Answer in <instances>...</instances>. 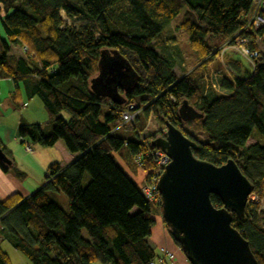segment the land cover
<instances>
[{
    "label": "trees",
    "instance_id": "1",
    "mask_svg": "<svg viewBox=\"0 0 264 264\" xmlns=\"http://www.w3.org/2000/svg\"><path fill=\"white\" fill-rule=\"evenodd\" d=\"M253 1L0 0V77L36 75L32 93L53 122L50 132L41 123L23 122L19 135L42 146L61 139L77 154L65 167L51 164L53 177L29 196L0 199V264H12L2 240L31 264H151L157 254L148 241L152 205L160 208L112 152L124 149L129 163L154 172L144 141L162 149L156 140L165 133H143L153 112L163 125L168 120L197 142L196 157L215 165L233 158L253 183L256 200H248L244 216L234 214L233 226L249 241L257 264H264V143L248 144L255 129L264 136V54L255 69L227 54L236 75L219 71V90L207 85L204 73L210 62L222 68L214 51L245 25ZM180 12L184 20L178 28L189 35L199 60L179 76L174 60L159 50L167 47L163 32ZM246 33L256 37L263 29ZM12 44L22 45L25 55L15 57ZM102 51L123 56L135 73L130 88H118L119 101L91 89ZM184 101L202 116L184 120ZM129 103L141 109L134 123L120 126ZM121 129H131L135 137ZM0 147L12 160L10 165L0 160V168L25 176L1 141ZM137 154L141 165L133 160ZM56 191L67 196V208L51 197ZM211 201L222 204L215 194Z\"/></svg>",
    "mask_w": 264,
    "mask_h": 264
},
{
    "label": "water",
    "instance_id": "2",
    "mask_svg": "<svg viewBox=\"0 0 264 264\" xmlns=\"http://www.w3.org/2000/svg\"><path fill=\"white\" fill-rule=\"evenodd\" d=\"M136 81L131 65L117 53L102 51L98 74L91 89L100 95L120 100L118 88H130ZM184 120L202 116L184 101L180 107ZM166 133L156 142L171 161L157 183L161 194V212L174 240L178 241L191 264H257L249 241L233 226V216H244L254 189L233 158L215 165L196 157L198 144L180 128L165 121ZM0 160H12L0 147ZM211 194L221 199L215 206Z\"/></svg>",
    "mask_w": 264,
    "mask_h": 264
},
{
    "label": "crops",
    "instance_id": "3",
    "mask_svg": "<svg viewBox=\"0 0 264 264\" xmlns=\"http://www.w3.org/2000/svg\"><path fill=\"white\" fill-rule=\"evenodd\" d=\"M14 45L18 46L20 44H12L11 53L17 58L24 56L25 54L16 55L13 53ZM228 55L235 58L233 54ZM177 68L178 66L175 63V72ZM176 74H178V72ZM37 78L38 77L36 75H28L18 78L0 77V141L3 146L11 152L17 168L21 165L18 160V156H21L29 166L37 167V169L48 173V167L51 164L57 162L61 166L65 167L77 157V154L71 153L67 149L64 141L61 139L53 146H45L49 148H42L41 146H37L35 148V145L32 143L33 150L31 152H27V150L25 148L23 149L22 146L20 147L15 144L21 137L19 135V127L23 122L41 123L46 132H50L52 130L53 122L51 121L43 102L37 94L32 93L33 86ZM22 142L23 141L20 140V144ZM57 153H60L64 159H56L58 158ZM25 175L27 176V173H25ZM44 183L45 182L42 181V183H40L37 187H29L24 183V181L19 180L14 174L4 172L0 168V199H4L13 193H20L23 196H29L31 193L39 189ZM68 205L69 201L67 202V207ZM161 234V242L165 243L166 246H170L171 241L168 237V230L165 227V224L162 228ZM152 238L153 228L148 241L155 249L158 246H154L155 243H153L154 241ZM177 248L180 249L179 246H177ZM156 250L157 249H155V251ZM172 259L167 264H175L174 262H171ZM98 262L99 264H102L100 261Z\"/></svg>",
    "mask_w": 264,
    "mask_h": 264
},
{
    "label": "rangeland",
    "instance_id": "4",
    "mask_svg": "<svg viewBox=\"0 0 264 264\" xmlns=\"http://www.w3.org/2000/svg\"><path fill=\"white\" fill-rule=\"evenodd\" d=\"M1 16V15H0ZM184 20L183 12H180L173 20L170 22V24L165 28L163 32V38L165 37L167 42V47L163 50H159L162 52V54L167 55L168 57L172 58L174 62L177 64L178 68L176 70L177 75H184V73L189 72L194 65L198 62V56L194 51V48L192 47L189 35L187 32L183 29L178 28V25ZM66 24H69V20L65 16ZM0 31H2V25L0 20ZM209 44H213V38L209 40ZM13 53L18 54H25V48L22 45H14L13 46ZM259 48L261 50V54H264V42H261L259 45ZM226 54H233L235 58H238L239 55L233 52L232 50H229ZM218 61V60H216ZM245 61V60H243ZM246 62V61H245ZM243 62L245 65L246 63ZM188 69V70H187ZM223 70L222 68L219 69V71ZM222 72V71H221ZM222 74V73H221ZM221 77V76H220ZM65 115V113H63ZM160 132L166 133V126L163 125L159 119L158 114L153 112L149 118V121L147 123L146 130L143 132L145 135H156ZM120 133L122 135H127L129 137H135L134 132L131 129H121ZM201 136V135H199ZM20 140L22 141V137L19 138V141H17L15 144L22 146L23 149L25 148V143L22 142L20 144ZM29 142H31L28 139ZM264 143V136L260 135L256 129L253 131L252 136L248 140V144L255 143V142ZM32 143V142H31ZM35 145V148L37 146H41L42 148H49L42 145H39L38 143H33ZM49 150V149H48ZM29 152V151H27ZM124 149L121 150V152L114 151L112 152L113 156L115 157L116 161L121 165V167L128 173V175L131 177V179L136 183V185L141 188L142 183L144 179L146 178L149 170H145L142 167L133 165L132 163H129L126 158L123 157ZM58 160L64 159L58 154ZM19 165L18 168L24 173H27V176H20L17 175L18 173H15L14 171H10L9 173L14 174L19 180L24 181L26 185L29 187H37L42 183V181L46 182L48 173L46 171L37 169V167H31L25 162L21 157L18 156ZM51 197L60 204L64 209L67 208V202L69 201L67 196L63 192H51ZM152 217L154 218L153 223V243L154 246H158L156 252L158 253L159 248L161 245H165V243L161 242V236H162V228L164 226L163 224V217L160 211L152 205ZM168 237L170 239V246H168L169 249H171L174 252V258L171 262H174L175 264H191V262L187 259L184 251L182 249L177 248V244L172 237L171 233L168 231ZM2 247L8 252L11 263L12 264H31V262L27 259V257L22 254L20 251H18L9 240H2L1 241ZM95 264H99L97 261Z\"/></svg>",
    "mask_w": 264,
    "mask_h": 264
},
{
    "label": "built area",
    "instance_id": "5",
    "mask_svg": "<svg viewBox=\"0 0 264 264\" xmlns=\"http://www.w3.org/2000/svg\"><path fill=\"white\" fill-rule=\"evenodd\" d=\"M263 29L262 35H257L256 37H251L247 35L246 31H259ZM264 39V0H254L252 8L247 15V21L245 25L238 30L230 39L225 41L220 45L214 53L216 54L215 60L220 61L222 64L223 72L226 75L232 76L235 74L232 68L227 65L225 60L226 53L232 50L238 54L242 59H244L248 66L255 69L258 61L261 58V50L259 48L261 40ZM205 78L207 85H211L213 88L219 90L218 78L222 76L217 70L213 63L210 62L204 69ZM236 75V74H235ZM141 108H138L135 103H129L127 107L121 112V122L120 126L128 125L135 122L136 116ZM25 143V149L29 152L33 150L32 143L28 141V138H22ZM145 144V156L151 159V162L156 165L157 169L148 173L144 179L142 186L140 188L142 194L154 205L160 208L161 212V194L157 188L158 180L165 168V166L171 161L170 155L163 149H155L152 147L150 141H144ZM134 162L141 165L142 155L137 154L133 157ZM48 180L53 176L51 174L47 175ZM264 190V187H263ZM250 200H256L255 195L251 194ZM264 207V205L262 206ZM157 253V252H156ZM174 257V252L171 251L166 245L159 248V252L156 254L155 259L151 264H167Z\"/></svg>",
    "mask_w": 264,
    "mask_h": 264
},
{
    "label": "bare ground",
    "instance_id": "6",
    "mask_svg": "<svg viewBox=\"0 0 264 264\" xmlns=\"http://www.w3.org/2000/svg\"><path fill=\"white\" fill-rule=\"evenodd\" d=\"M162 214V213H161ZM166 225V224H165ZM168 226V225H167ZM236 226V225H235ZM166 227V226H165ZM169 230V229H168ZM163 246V245H162ZM161 247V246H160ZM159 251V250H158ZM183 251V250H182Z\"/></svg>",
    "mask_w": 264,
    "mask_h": 264
}]
</instances>
